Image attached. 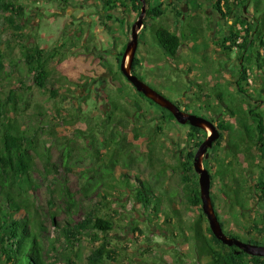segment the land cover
<instances>
[{
    "label": "rangeland",
    "instance_id": "1",
    "mask_svg": "<svg viewBox=\"0 0 264 264\" xmlns=\"http://www.w3.org/2000/svg\"><path fill=\"white\" fill-rule=\"evenodd\" d=\"M18 1L27 9L21 17L20 30L11 27L0 9V51L4 63V69L0 71V105L1 100L14 90L17 106L27 108L26 118L22 121L24 126L36 124L44 128L40 132L42 136L39 135L41 138H33L40 143L31 151L35 156L31 200L36 204L38 216L45 221L50 236L57 234L50 217L53 210L60 212L55 217L57 222H63L70 214L78 221L86 213H96L116 224L108 234L93 230L100 234L97 235L89 231L73 245H62L58 251L50 252L48 264H91L92 252L101 246L106 252L103 264H212L207 256L197 258L191 237L186 241L183 236H174V232L164 227L165 211L161 216L152 212L148 217V211L128 195L127 190L116 189L111 195L105 194V199L83 197L85 176L91 174L87 170L95 159L91 142H88L90 134L80 131L91 126L93 135L102 139L104 132L110 131L105 127L107 115L117 106H124L131 113L137 111L132 122L123 119L127 125L124 133L137 149L131 167L120 165L117 170L128 172L131 178L135 177L136 171L144 178H158L156 181L161 184L165 197L175 194L185 218L189 217L186 210L189 201L184 193L188 185L185 174L197 181L199 175L194 168L185 173L184 165H188L189 153L195 154L197 143L206 139L211 130L200 128L191 139L189 125L170 118L169 113L151 102L149 97H141L121 71V60L131 39L132 26L141 13L137 8L139 3L117 0L118 7L109 10L102 0ZM186 1L184 15L180 14L184 0L147 1V9L157 6L162 14L153 18L147 16L146 10V27L138 30L139 44L134 58L139 59L136 72L148 85L179 104L184 112L212 119L220 114L219 120L232 126L233 139L239 141L241 128L237 117L230 115L227 107L236 110L245 107L242 100L249 98L239 93L236 87L242 52L239 43L246 31L235 27V21L244 15L253 18L255 8L251 2L243 7L236 0H222L224 15L214 7L216 0ZM230 7L232 11L229 13ZM244 10L247 13L244 14ZM159 24L185 35L177 56L167 55L158 43L154 26ZM239 29V40L233 43L235 31ZM17 33L24 34L29 49L42 51L47 58L50 78L45 88L35 83L19 38L11 35ZM54 48H58L60 54L52 55ZM246 54L253 60L252 63L248 59L245 61V65L250 66L252 80L246 87L255 98L254 104L264 112L263 41H257ZM51 90L56 93L52 94ZM219 92L220 99L216 94ZM194 93H200L202 100H198ZM114 123L108 122L111 126ZM69 142L72 143L71 157L67 158ZM241 144L246 153L258 154L255 148L243 144V141ZM223 145L224 141L220 139L210 148L209 157L202 159L212 175L211 194L215 210L228 235L239 233L249 241L264 242L260 203L250 199L246 207H238L233 213L224 209L227 191L216 175L221 165L212 157L224 155ZM37 150L47 151L48 156L42 159ZM101 152L106 153V150ZM228 162H233L232 156L228 157ZM158 173H161L160 177H157ZM62 186L75 195L79 203L76 212L74 208L67 210L66 202L60 198L58 190ZM244 259L252 264L250 257Z\"/></svg>",
    "mask_w": 264,
    "mask_h": 264
},
{
    "label": "trees",
    "instance_id": "2",
    "mask_svg": "<svg viewBox=\"0 0 264 264\" xmlns=\"http://www.w3.org/2000/svg\"><path fill=\"white\" fill-rule=\"evenodd\" d=\"M102 1L109 10L118 7L119 1L117 0ZM134 1L139 3L137 8L140 10L142 2L140 0ZM221 1H214L216 3L214 7L225 15L221 8ZM236 2L237 4L242 3L243 7L251 2L256 13L253 18H247L244 15L235 21V27L238 28L240 25L246 31L242 42L239 43L242 48L240 57L244 62L236 80V87L238 92L244 94L249 100L244 98L242 102L245 107H238L237 110L227 107L229 114L237 117L238 125L241 128L240 139L239 141L234 140L232 126L221 122L220 126L227 135V140H224L223 145L224 155L217 154L212 157L216 163L221 165V168L216 171V175L223 181L227 191V197L224 199V209H227L226 211L229 213H233L238 207H246V202L250 199L257 201L263 208L262 229L264 232V112L260 110V106L254 104L255 98L246 87L249 84L248 71H250V66L245 65L247 59L249 63L253 62L252 58L246 54L249 49L257 41H263L264 44V0H236ZM120 4L124 6L123 2H120ZM0 9L4 11L3 18L10 23L12 28L16 30L22 28L21 17L27 11L25 5L18 0H0ZM228 11L230 13L232 8H228ZM245 13L247 11L244 10ZM161 14L162 11L157 6L147 9V16L154 18ZM180 14L183 15V7ZM154 28L156 39L164 52L170 56H177L185 35L175 33L164 24L156 25ZM239 31L240 29L235 31L233 43H237L239 40L237 39L240 37ZM11 35L19 38L20 45L24 50V59L29 65V71L34 73L35 83L39 87L45 88L50 78L47 58H44L42 51H34L27 47L23 33ZM226 47L230 49V46ZM58 54H60L59 49L54 48L52 55ZM257 62H259V59H257ZM136 65H139V59L137 58L134 60L132 71L138 75L135 69ZM3 69L4 63L0 51V71ZM138 76L142 78L140 75ZM114 81L118 83L117 79ZM51 92H53L52 94L56 93L55 90H51ZM216 94L220 99V92ZM139 95L147 98L142 92H139ZM193 95L198 100H202L200 93H194ZM15 97V91L11 90L7 97L1 100L0 105V264H48L47 258L50 252L58 251L62 245H73L79 241L84 233L89 231L97 233V235L100 234L93 230L108 234L115 229L116 224L112 219L96 215V213H86L84 218L78 221L70 214L63 222H57L55 217L60 212L59 210H53L50 217L53 220V227L56 229L57 234L48 235L45 221L38 216L36 204L31 200V191L34 187L31 173L35 166V156L31 151L36 150V146L40 143L39 140L33 138H41L42 134L40 132L44 128L41 125L36 126V124H32V127L24 126L22 121L26 118L27 108L21 109L17 106L14 101ZM149 99L158 107L167 111L170 118L175 119L171 112L161 107L150 97ZM136 112L134 110L131 113L127 107L117 106L106 118V122L115 121L114 126H111L108 122L105 124L106 129H110V131H107L108 133L104 132L102 139L93 135L91 126L88 130L80 131L83 134H90L88 142H91L92 155L95 159L92 166L87 170L91 171V174L84 175L86 181L82 187L83 197L88 198V200L99 196L105 199V194L111 195L112 191L116 189L127 190L128 195L135 198L148 211L146 212L148 217L151 216L152 212L161 216L162 211H165L164 227L174 232V236H183L186 241L191 237L199 260L207 256L212 264H248L244 259L247 256L251 258L252 264H264V257L237 252L238 248L236 246H227L213 234L207 216L202 209L200 186L195 178L192 179L190 175L185 174L188 185L184 193L189 201L186 210L188 212L187 216H191V218H185L186 214L177 203L175 194L165 197L161 184L156 181L158 178L156 180L144 178L138 171H136L135 177L131 178L128 172L117 170L120 165L126 168L131 167L135 160L134 152L137 146L125 135L124 131L127 129V125L123 122V119H130L132 122ZM137 118L140 119V114H137ZM187 125L191 128L189 137L191 139L195 138L196 132H199L200 128L190 124ZM54 136H57V134H54ZM42 141L46 146L45 139ZM241 141H243V144L255 148L258 154L249 151L246 153L243 150ZM71 142H69V149L66 151L67 158L71 157ZM198 145L199 143H197ZM102 149H105L106 153H102ZM38 155L42 159L48 156L47 151L38 152ZM229 156L233 157V165L231 162L227 164ZM241 156L244 158L242 159ZM193 161L194 153L190 152L188 165H184L185 173L193 170ZM247 163L248 166H246ZM160 176L161 173H158L157 177ZM58 193L60 198L66 202V209L72 210L74 208L76 212L79 203L76 201L75 195L66 186H62ZM219 218L221 220V217ZM221 224L224 227L222 221ZM229 236L252 243H264L249 241L239 233ZM103 248L105 247H98L92 252L89 259L91 264H103L105 262L104 254L106 252ZM110 259L114 260L113 258Z\"/></svg>",
    "mask_w": 264,
    "mask_h": 264
},
{
    "label": "water",
    "instance_id": "3",
    "mask_svg": "<svg viewBox=\"0 0 264 264\" xmlns=\"http://www.w3.org/2000/svg\"><path fill=\"white\" fill-rule=\"evenodd\" d=\"M142 2L141 13L139 19L133 24L131 30V39L127 43L123 58L121 60V71L126 78L133 84L138 92H142L145 96L150 97L156 103L161 105L170 111L175 119L180 124H190L198 128H210V132L205 140H203L195 155L193 166L194 170L199 175L198 181L200 186V194L202 200V209L207 216L209 226L213 234L227 246H236L237 252H245L248 255L256 257H264V245L243 241L234 236H229L224 227L221 224V220L215 210L212 201L211 187H212V175L210 171L204 167L202 159L203 157H209L208 149L213 147L214 142L221 136V131L217 125L210 119L193 113L184 112L180 106L174 101L166 97L157 89L148 85L138 75L132 72L133 61L137 52L139 44V29L144 27V16L147 10V0H140ZM187 11V1L183 2V15Z\"/></svg>",
    "mask_w": 264,
    "mask_h": 264
},
{
    "label": "flooded vegetation",
    "instance_id": "4",
    "mask_svg": "<svg viewBox=\"0 0 264 264\" xmlns=\"http://www.w3.org/2000/svg\"><path fill=\"white\" fill-rule=\"evenodd\" d=\"M176 1H178V0H176ZM239 60H240V69H241V65H242V63L244 62V60H242L241 59V57H239ZM159 91V90H158ZM160 92V91H159ZM162 93V92H161ZM163 94V93H162ZM177 104V103H176ZM178 106H180L179 104H177ZM164 108V107H163ZM181 108V107H180ZM166 109V108H165ZM170 112V111H169ZM192 113V112H191ZM220 114H218V115H216V118L215 119H212V118H208V119H210L211 121H213L216 125H217V127L219 128V130L221 131V136L219 137V139H217L215 142H214V144H213V146H215L216 145V143H217V141H219L221 138L223 139V141L224 140H227V135H226V133H225V131L221 128V120H219V118H218V116H219ZM207 118V117H206ZM221 118V117H220ZM205 140V139H204ZM202 142V141H201ZM200 142V143H201ZM200 143H199V145H200ZM199 145L197 146V149H198V147H199ZM210 149H208V151H209ZM196 153V152H195ZM195 155V154H194ZM209 155H210V153H209ZM264 245V244H263Z\"/></svg>",
    "mask_w": 264,
    "mask_h": 264
},
{
    "label": "built area",
    "instance_id": "5",
    "mask_svg": "<svg viewBox=\"0 0 264 264\" xmlns=\"http://www.w3.org/2000/svg\"><path fill=\"white\" fill-rule=\"evenodd\" d=\"M239 28L241 29L242 27L239 25ZM248 75H249L248 82H250V84H251L252 80H251V77H250V71H248Z\"/></svg>",
    "mask_w": 264,
    "mask_h": 264
},
{
    "label": "clouds",
    "instance_id": "6",
    "mask_svg": "<svg viewBox=\"0 0 264 264\" xmlns=\"http://www.w3.org/2000/svg\"><path fill=\"white\" fill-rule=\"evenodd\" d=\"M137 75V74H136Z\"/></svg>",
    "mask_w": 264,
    "mask_h": 264
}]
</instances>
